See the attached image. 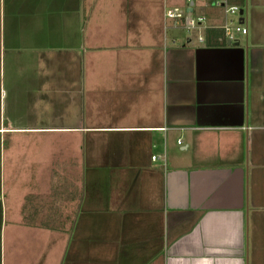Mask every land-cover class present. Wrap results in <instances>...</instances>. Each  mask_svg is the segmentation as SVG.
Listing matches in <instances>:
<instances>
[{"label": "crops", "instance_id": "crops-1", "mask_svg": "<svg viewBox=\"0 0 264 264\" xmlns=\"http://www.w3.org/2000/svg\"><path fill=\"white\" fill-rule=\"evenodd\" d=\"M209 1L0 0V256L264 264V0Z\"/></svg>", "mask_w": 264, "mask_h": 264}, {"label": "built area", "instance_id": "built-area-1", "mask_svg": "<svg viewBox=\"0 0 264 264\" xmlns=\"http://www.w3.org/2000/svg\"><path fill=\"white\" fill-rule=\"evenodd\" d=\"M213 6L220 7L223 11L224 18L221 24L224 37L229 41H236L237 37L247 33V27L241 21L240 11L242 6L232 0H210ZM194 0H182V3L166 6L164 16L174 21L176 26L182 27L187 32L204 29L206 18L202 14L194 13ZM235 17V20L233 18ZM198 41L204 42V36L198 35ZM180 143V139L177 140ZM156 156L152 155V159Z\"/></svg>", "mask_w": 264, "mask_h": 264}, {"label": "rangeland", "instance_id": "rangeland-1", "mask_svg": "<svg viewBox=\"0 0 264 264\" xmlns=\"http://www.w3.org/2000/svg\"><path fill=\"white\" fill-rule=\"evenodd\" d=\"M167 4L173 5L169 2ZM235 17L236 16H233L234 20H235ZM173 31L176 34L183 33V31H180V30L174 29ZM184 33L187 34L186 31ZM11 174H15V173H11ZM10 225H11L10 222H8V227L6 228L5 233H2V245H1L2 255L0 256V264H31L30 258L33 256V253L31 251H25L26 248L28 247V244H27L28 242L22 243L23 241L20 238L18 240L16 239L14 240L15 238L14 230L15 229L14 227H11ZM3 234L5 236V241H3V238H4ZM16 238L18 237L16 236ZM26 252H28V254ZM40 264H43V263L41 262Z\"/></svg>", "mask_w": 264, "mask_h": 264}, {"label": "water", "instance_id": "water-1", "mask_svg": "<svg viewBox=\"0 0 264 264\" xmlns=\"http://www.w3.org/2000/svg\"><path fill=\"white\" fill-rule=\"evenodd\" d=\"M240 13H242V10L240 11ZM228 43H230V41L228 40Z\"/></svg>", "mask_w": 264, "mask_h": 264}]
</instances>
